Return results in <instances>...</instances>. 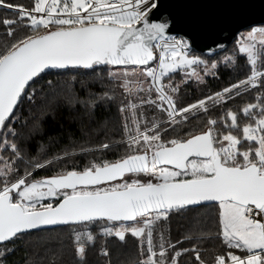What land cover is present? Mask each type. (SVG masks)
Wrapping results in <instances>:
<instances>
[{
    "label": "snow or ice",
    "instance_id": "obj_1",
    "mask_svg": "<svg viewBox=\"0 0 264 264\" xmlns=\"http://www.w3.org/2000/svg\"><path fill=\"white\" fill-rule=\"evenodd\" d=\"M0 7L17 14L0 19L6 36L12 38L0 47V130L7 128L15 134L9 122L17 105L31 82L48 69L132 66L131 71L109 72V76L120 78V87L129 95L157 94L156 99H142L139 105L129 101L120 108L121 113H130L131 126L124 125L129 151L116 161L93 162L83 170H66L40 179H30L29 171L10 179L18 171L13 167L15 161L0 167V244L42 226L87 228L103 221L107 226L102 227V235L124 241L130 233L146 243L148 255L138 264H179L178 258L189 251L195 254L197 264H208L195 245L169 257L168 249L176 246L169 243L166 248L162 242L157 253L153 233L174 210L218 202L219 235L229 249L244 254H217L211 264H264V220L258 218L264 217V27H254L243 37L240 51L246 54L251 68L244 80L178 108L174 94L179 89L165 84L164 78L178 69L190 68L191 75L202 79L193 66L206 65V61L190 57L186 41L166 35L167 23L151 21L157 0H33L31 8L0 0ZM20 29H28V34L16 38ZM153 62L155 67L150 66ZM250 89H262L256 102L239 112L228 109L222 117L225 126L238 129L240 135L232 131L217 135L218 121L209 118L205 131L185 139L165 140L160 123L152 121L149 127L144 113L138 115L141 107L151 105L167 115V123L175 125L181 122L177 117L186 122L189 113L208 112L209 101L227 104L233 93L239 96L241 90ZM105 97L110 98L107 93ZM240 113L251 118L242 128ZM0 144L9 147L15 159L21 158L16 143L5 137ZM46 164L35 163L34 167ZM129 174H145L155 182H128L124 177ZM117 180L122 182L115 183ZM54 199L59 203H44ZM95 239L90 230L76 232L75 255L83 260L87 243ZM6 251L10 249L0 251V257ZM102 254L108 256V250L103 249Z\"/></svg>",
    "mask_w": 264,
    "mask_h": 264
},
{
    "label": "trees",
    "instance_id": "obj_2",
    "mask_svg": "<svg viewBox=\"0 0 264 264\" xmlns=\"http://www.w3.org/2000/svg\"><path fill=\"white\" fill-rule=\"evenodd\" d=\"M6 2L26 8L33 6V0ZM16 15L12 10L0 7V19L15 18ZM26 34L28 29H20L16 32V38H22ZM5 42H12V38L6 36V29L0 24V47ZM240 46L241 41L237 37L224 51L212 56L187 50L189 54L206 61V65H194L195 69L206 66L211 67V71L202 79H195L189 76V68H182L164 78L165 84L170 83L172 87L179 89L174 94L177 107L196 103L244 80L250 74L251 68L246 54L240 51ZM226 57L231 59L226 60ZM213 63L216 64L215 68L212 67ZM151 65L156 66V62ZM114 69L108 65L95 66L94 69L70 68L43 73L31 82L9 122L15 134H10L7 128L0 134V140L6 137L8 141L16 143L21 152V158L15 159L12 150L0 144V167L15 161L13 167L18 170L10 179L15 180L24 175L25 171L32 173L30 179H38L66 170H83L93 162L116 161L128 153V134L124 125L129 123L131 126L130 113H121L120 108L129 101L139 105L142 99H156V94H127L120 87L122 80L109 76V72ZM117 69L132 70V67ZM49 81L52 82L51 85ZM33 90L35 93L29 99L28 95ZM261 90H241L239 96L233 93V98L227 104L209 101L208 112L189 113L186 122L177 117L181 122L175 125L167 123V115L151 105L141 107L138 115L140 112L144 113L149 127L152 121L160 123L162 138L165 140L185 139L201 133L206 130L209 118L218 121L215 126L217 135L226 134L228 131L240 135L238 129L227 128L222 117H225L228 109L239 112L246 104L255 103ZM105 93L110 98H106ZM255 111L259 113L258 109ZM250 120V117L240 113L238 123L242 128ZM103 144H109L110 147L103 149L100 147ZM244 147H247V142ZM47 161L52 163L46 164ZM35 163L46 166L37 169L34 167ZM128 176L145 182L149 178L145 174ZM48 202L55 205L59 199L44 201ZM104 226H107L105 222L98 221L89 224L87 228L69 224L21 233L14 240L0 244V251L10 249L5 252L4 257H0V261L2 264H138L147 257L146 243L130 233L124 241L114 236L102 235L101 229ZM87 230L96 239L87 243L86 255L81 260L75 255L74 235ZM219 232L218 203L174 210L167 220L160 221L156 226L153 233L154 251L159 253L162 242L166 248L171 243L176 246L175 249H168V256L171 257L175 251L192 249L195 245L201 252V258L208 261V264H211L217 254L228 251L244 254L241 250L229 249ZM200 233L208 235L201 236ZM189 235L192 239H185ZM105 248L108 256L102 254ZM178 260L179 264H197L192 251L184 253Z\"/></svg>",
    "mask_w": 264,
    "mask_h": 264
},
{
    "label": "water",
    "instance_id": "obj_3",
    "mask_svg": "<svg viewBox=\"0 0 264 264\" xmlns=\"http://www.w3.org/2000/svg\"><path fill=\"white\" fill-rule=\"evenodd\" d=\"M150 19L167 23L166 35L180 36L187 42L189 50L212 56L224 51L243 30L264 25V0H157V8L150 14ZM70 68L73 67L66 69ZM66 69H48L46 72ZM212 203L218 202L202 205ZM59 226L64 225H47L30 231Z\"/></svg>",
    "mask_w": 264,
    "mask_h": 264
},
{
    "label": "rangeland",
    "instance_id": "obj_4",
    "mask_svg": "<svg viewBox=\"0 0 264 264\" xmlns=\"http://www.w3.org/2000/svg\"><path fill=\"white\" fill-rule=\"evenodd\" d=\"M251 29H252V27H251V28H248V29H245V30H243L242 32H240V33L238 34V40L241 41V44L245 42V41L243 40V37L246 36V34H247ZM187 52H188V51H187ZM188 55H189L190 57H197V56H195V55H191V54H189V53H188ZM150 66L155 67V65H150ZM210 69H211V67H206V66H204V67L201 68V69H195V71L199 74V76H200L201 78H203V77H205L206 75H208V74L210 73V71H211ZM136 70H137V72L141 71V69H139V68L136 69ZM189 70H190L189 73H191V72H192V69L189 68ZM122 71H125V70H123V69H117V68H115L114 70H112V72H122ZM127 71H131V69H128ZM189 76L192 77V78L197 79V77L194 76V75L189 74ZM129 79H133V80H135L136 78H135V77H130ZM140 79H143V78L140 77ZM145 87H147V85H145ZM154 94H156V93L153 91V92L150 94V96H151V95H154ZM156 95H157V94H156ZM148 177H149V178H147V180H149V179H153V181H155L153 177H151V176H148ZM38 179H40V178H38ZM133 179H136V177H135V178H129L128 175H126V176L124 177V180H127L128 182H131V180H133ZM120 182H122V181H120V180L115 181V183H120Z\"/></svg>",
    "mask_w": 264,
    "mask_h": 264
},
{
    "label": "built area",
    "instance_id": "obj_5",
    "mask_svg": "<svg viewBox=\"0 0 264 264\" xmlns=\"http://www.w3.org/2000/svg\"><path fill=\"white\" fill-rule=\"evenodd\" d=\"M254 27H262L261 25H256V26H253L252 28H254ZM170 36H174V37H176L178 40H182V38L180 37V36H178V35H170ZM187 50H189V48L187 49ZM139 175V174H138ZM258 218H261L262 220H264V217H258Z\"/></svg>",
    "mask_w": 264,
    "mask_h": 264
}]
</instances>
